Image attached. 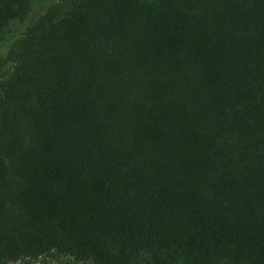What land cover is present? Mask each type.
<instances>
[{"label":"trees","instance_id":"obj_1","mask_svg":"<svg viewBox=\"0 0 264 264\" xmlns=\"http://www.w3.org/2000/svg\"><path fill=\"white\" fill-rule=\"evenodd\" d=\"M6 58L0 264H264V0H64Z\"/></svg>","mask_w":264,"mask_h":264},{"label":"rangeland","instance_id":"obj_2","mask_svg":"<svg viewBox=\"0 0 264 264\" xmlns=\"http://www.w3.org/2000/svg\"><path fill=\"white\" fill-rule=\"evenodd\" d=\"M64 5V0H30V10L22 20L12 21L6 28L0 30V73L11 71V63L7 60V53L18 38L23 28L36 20L42 13L52 6ZM8 264H91L77 262L71 256L53 252L38 258H22Z\"/></svg>","mask_w":264,"mask_h":264}]
</instances>
